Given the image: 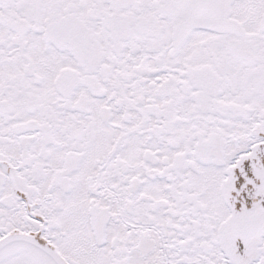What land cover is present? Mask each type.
<instances>
[{"label":"snow or ice","instance_id":"6c2138e0","mask_svg":"<svg viewBox=\"0 0 264 264\" xmlns=\"http://www.w3.org/2000/svg\"><path fill=\"white\" fill-rule=\"evenodd\" d=\"M0 264H264V0H0Z\"/></svg>","mask_w":264,"mask_h":264}]
</instances>
